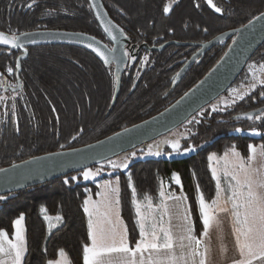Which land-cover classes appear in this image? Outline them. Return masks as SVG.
<instances>
[{"label":"trees","instance_id":"trees-1","mask_svg":"<svg viewBox=\"0 0 264 264\" xmlns=\"http://www.w3.org/2000/svg\"><path fill=\"white\" fill-rule=\"evenodd\" d=\"M30 2L0 0V31L17 35L35 30L85 32L113 46L89 0H37L29 9L26 5ZM103 3L123 29L124 36L149 46L170 40L206 42L244 25L264 11V0H214L223 9L221 13H216L207 0H103ZM170 3L172 10L164 12V7ZM233 38L234 35L228 36L207 49L188 67L176 86L174 80L178 72L199 46L173 43L162 50L143 47L135 61L129 59L126 63L116 100L115 63L107 64L94 51L74 44L30 46L28 56L22 60V87L12 91L5 86L17 85V57L22 51L0 46V73H3L0 80L5 81L0 84V96L5 97L0 103V169L37 155L100 140L160 112L211 70ZM253 62H264V43L229 88L249 79L248 68ZM7 67H14L15 71L8 73ZM262 91L264 85L245 95L243 100L238 99L216 111L206 106L185 122L190 131L181 139L182 147L201 146L190 155L135 159L126 170H113L105 161L91 166L100 168L102 178H119L120 213L131 245L140 239V229L128 185L129 174L145 216L152 209H158L163 189L172 193L183 191L189 202L195 234L200 236L203 226L199 193L209 202L216 195V180L208 156L211 153L222 156L235 146L247 157L248 145H264V135L232 132L237 126L264 128V117L255 119L264 113V96L259 94ZM247 112H255V115L251 119L239 117ZM74 136L76 139L72 138ZM174 172L180 174L182 186L172 182ZM73 174L0 195L7 197L0 200V228L12 233V221L21 213L25 215L28 252L24 264H46L49 259L59 258L61 248L70 264H83V245L90 243L89 217L84 211V202L98 195L99 185L90 181L76 182ZM144 194L152 198V208L146 207L149 201L144 199ZM42 207L47 209L46 213L41 212ZM45 215H60L63 219L49 222ZM49 223L53 225L51 229Z\"/></svg>","mask_w":264,"mask_h":264},{"label":"snow or ice","instance_id":"snow-or-ice-1","mask_svg":"<svg viewBox=\"0 0 264 264\" xmlns=\"http://www.w3.org/2000/svg\"><path fill=\"white\" fill-rule=\"evenodd\" d=\"M37 0H31L26 6L31 9ZM207 3L214 9L216 13H221L223 9L214 3V0H207ZM90 7H96L94 0ZM199 7V5H197ZM172 10V4L164 7V12ZM99 15V13H97ZM253 21H264V12L253 16L249 19L248 24L243 25L247 29L253 24ZM103 22V21H102ZM106 31L110 29L106 28ZM123 32V29H120ZM238 31V30H237ZM31 33H13L8 34L0 31V44L11 45L13 48H23L21 36L30 37ZM113 39L115 37L113 36ZM29 43H36L34 39L28 40ZM235 43V41H234ZM89 48H93V44H88ZM103 59L105 63H109V56L100 48L94 49ZM26 51V50H25ZM110 52L114 49H109ZM128 58L135 61L134 55L128 54ZM227 55V53L225 54ZM147 62L148 57H144ZM19 67V65H16ZM260 72L264 75V64L259 66ZM250 70L253 71L254 79L256 66L251 65ZM8 73L15 71L14 67H7ZM179 75V74H177ZM3 76V73H0ZM119 77H117V81ZM259 84L264 85V78L258 79ZM5 83L0 80V84ZM14 87H22V84H17ZM250 88H255L256 83L249 85ZM234 93L238 89H232ZM264 96V91L259 93ZM244 95H240L239 99L243 100ZM14 99V98H13ZM5 101V97L0 96V103ZM235 99L228 103L234 104ZM15 105H13V108ZM218 105L213 106L212 110H218ZM223 111L224 109L220 108ZM249 119L251 114L246 113ZM264 117V113L255 117L260 120ZM192 123V121H189ZM17 131L19 126L17 124ZM82 131V129H81ZM127 131V129L125 130ZM236 131H242L236 129ZM255 134L257 130L252 129ZM76 139V137H72ZM171 145V151L167 155L180 153L181 149L184 153L193 151L192 147H183L178 139L165 141ZM63 147V145H61ZM157 150L152 152L153 146H149V153L160 156L159 146H155ZM249 155L245 157L242 153L236 150L233 146L230 151H226L222 157H218L217 153H211L208 160L215 161L216 164L223 162L221 169L226 184L222 187L221 175L217 167H212V176L216 180V195L211 201H206L202 192L199 193V213L202 218L203 231L200 236L195 234L194 221L189 216L190 206L184 205L183 201L186 196H170L173 201L174 211H169V206L165 202L164 191L160 192L161 201L157 205L160 210L158 217L152 218V223L149 225V230H145V221L147 217L141 211V203L137 199V188L135 187L131 174L128 177V185L132 190V203L135 205L137 213V224L139 225L138 239L134 245H131L127 239V226L123 224L119 215L116 212V205L119 200L112 194L119 192V178L115 181H105L104 191L100 193L102 200L99 203H94L93 207H89L91 198L85 200L84 211L88 214V236L90 243L83 245L82 262L83 264H264V145H260L257 149L256 145H248ZM131 155L135 156V153ZM38 159V158H33ZM24 163H27L25 161ZM113 168H127V163L115 164L109 161ZM7 171L0 169V172ZM99 170L95 174L89 169L83 172V178L89 179L94 175H98ZM172 178L175 183L181 185L180 174L174 172ZM72 179H76L73 177ZM68 181L65 180V183ZM115 185V186H114ZM199 191V184H197ZM7 197L0 196V200ZM144 199L149 201L146 205L152 208L151 197L144 194ZM103 209V211H101ZM41 212L46 213L47 209L42 207ZM168 215L167 225L164 223V215ZM95 217V219H94ZM45 220L51 222L53 219L61 221L62 216L55 217L45 215ZM175 218V222H173ZM227 219L232 227L231 232L234 234V251L235 256L228 258L227 252L229 249L225 244V236L223 224ZM25 215L21 213L12 221L14 232L0 228V264H24L25 254L28 252L26 229L24 226ZM49 229L53 227L51 223ZM210 231L215 233V243L218 245L219 252L224 256L223 261H216L213 251L212 238ZM113 254H118L113 257ZM61 259H49L46 264H68L65 259L66 253L64 249L59 250Z\"/></svg>","mask_w":264,"mask_h":264},{"label":"water","instance_id":"water-1","mask_svg":"<svg viewBox=\"0 0 264 264\" xmlns=\"http://www.w3.org/2000/svg\"><path fill=\"white\" fill-rule=\"evenodd\" d=\"M89 1L91 4L93 3V0ZM94 3L96 7L93 10L96 18L104 33L113 43V47H110L102 39L85 32L67 30H35L26 32L32 35L30 37L21 36L20 42L23 43L24 47L19 48L22 53L17 57V64L19 65L16 70L17 84L22 82L20 78L22 60L28 56V48L30 46L50 43L74 44L86 47L96 54L98 53L94 49L98 47L109 56L110 62L107 64L115 63V73L119 77L114 93V100H116L120 93L124 68L128 62V55H126L124 46L127 40L122 37L121 27L110 16L103 0H94ZM246 24L248 22L244 25ZM106 28L110 29V31H106ZM233 35L234 38L226 52L211 70L169 106L100 140L79 147L37 155L1 168L7 171L0 172V195L17 192L91 167L118 154L140 147L187 122L202 108L226 92L242 73L249 60L264 43V21H253V24L247 29L242 25L238 28L227 30L206 42L195 43L171 40L160 46L144 45L149 50H162L173 43L200 46L178 72L179 75L174 80V86H176L188 67L200 55L226 37ZM113 36L115 39H113ZM31 39H34L36 43H29L28 40ZM89 43L93 44L94 47L89 48ZM0 46L13 48L11 45L0 44ZM109 49H114V51L110 52ZM226 53L227 55H225ZM5 87L12 91H17L21 88H15L14 90L13 86ZM247 113L251 114V116L255 115V112ZM245 114H240L239 117H248ZM126 129L127 131H125ZM25 161L27 163H24Z\"/></svg>","mask_w":264,"mask_h":264},{"label":"rangeland","instance_id":"rangeland-1","mask_svg":"<svg viewBox=\"0 0 264 264\" xmlns=\"http://www.w3.org/2000/svg\"><path fill=\"white\" fill-rule=\"evenodd\" d=\"M260 64H264V62H262ZM260 64H256L255 62L251 63L249 65V68H248V74H249L248 78L249 79L247 81L236 83L231 88H229L228 91L222 93L220 96H218L212 102H210L207 106H210L212 108H213V106H217V105L219 107L227 106V105L231 104V103H228L231 100L235 99V101H237L239 99L240 95H244L245 96V95L251 93L252 91H254L258 86L261 85V84H259L258 79L259 78H264V75H262L261 72H260V68H259ZM251 65H255L256 66L255 77L257 79H254L253 71L250 70V66ZM254 82L256 83V87L255 88H250L249 85H251ZM232 89H238V92L234 93L232 91ZM253 128H255L257 130V133H259V134L253 133L252 132ZM236 129H241L242 131H236ZM189 131H190L189 126L182 124L181 126H178V127L174 128V129L170 130L169 132L159 136L158 138H156V139H154V140H152L150 142L145 143L144 145H142L140 147H137V148L131 149L129 151L123 152L121 154H118V155L106 160L104 162V164H106V166L111 167L113 170H126L128 167L127 168H123V167L113 168L112 164H110L109 161H111V162H113L115 164L127 163L128 166H129L130 163L133 160H135V159H146L148 157H159V156L152 155V154L149 153V146L150 145L153 146L152 152H155L157 150V148L155 146L158 145L159 146V151L162 153L160 156L164 157V158H167V159L190 155V154L196 152L201 146H198V145L186 146V147H192L194 150L190 151V152H187V153H184L183 150L181 149L180 153H173L171 156H169V155H167V153L171 151V145L169 143H165V141H171L173 139H178L180 144H182L181 139L184 138L189 133ZM232 132H234V133H246V134H249V135H252V136H261V135H264V128H261V127H258V126H250V127L237 126L236 128H234L232 130ZM260 145H263V144L260 143V144L256 145L257 149H259ZM132 153H135L136 155L133 156V155H131ZM222 156H218V157H222ZM213 166L217 167L218 172L221 175V184H222V187H223L226 184V179L224 178L223 173L221 171V169L223 168V162H221L220 164H216L215 161H211V167H213ZM89 169L92 170L93 174H95L97 172V170H99V174L98 175H94L93 177H90L89 179L86 180V179L83 178V172H85V171H87ZM100 174H101L100 168L93 169L92 167H87V168H85L83 170L75 172L72 175V177H76V179H74L76 182H79V181L80 182L81 181L82 182H87V181L89 182L90 181V182H97L98 183V185H99L98 195L96 197H92V196L90 197L91 198V202L89 203V207L90 208L93 207L94 203H99L102 200V197H101L100 193L105 190L104 189V182L105 181H109V180H111V181H115L116 180V177H113V176H107L109 178H107V177L106 178H102V177H100ZM172 182L175 183V180L173 178H172ZM118 187H119V185H118ZM181 194H182L181 196H186V194L183 191H181ZM112 195L115 198L118 199V193H113ZM186 200H188L187 196H186V199L184 200V203H185V205H188ZM101 211H103V209H101ZM141 211L144 214H146L144 209L141 208ZM116 212L119 215L121 221L123 222L124 220L120 216V203L118 205H116ZM159 214H160V210L159 209H152L151 213H148V216H146L147 219L145 221L146 231L149 230V225L152 223V218L153 217H158ZM94 219H95V217H94Z\"/></svg>","mask_w":264,"mask_h":264},{"label":"crops","instance_id":"crops-1","mask_svg":"<svg viewBox=\"0 0 264 264\" xmlns=\"http://www.w3.org/2000/svg\"><path fill=\"white\" fill-rule=\"evenodd\" d=\"M163 191L165 193V197H164L165 202L169 206V211L172 212V211L175 210L173 208V201L171 199H169L168 197L173 196V195L174 196H181L182 194L181 193L168 192L165 189ZM118 200H119V192H118ZM186 201H187L188 206H189L188 200H186ZM183 204L185 205L184 201H183ZM198 206H199V203H198ZM188 214L191 217V219L193 220L192 215H191V210L189 211ZM120 216H121V213H120ZM164 221H165L164 222L165 225H167V222H168V215L167 214L164 215ZM173 222H175V218H173ZM123 224H125L124 221H123ZM24 226H25V222H24ZM231 227H232L231 223L227 219H225L224 224H223V230H224V236H225V244H226L227 248L229 249V251L226 254L228 258H231V257H233V256L236 255V253L234 251V234H232V232H231ZM145 230H146V227H145ZM12 232H14V228H13V231ZM25 235H26V233H25ZM210 237L212 238L213 251L215 253V259H216V261H218V262L219 261H223L225 258H224V256H222L220 254L218 245L215 243V233L212 232V231H210ZM127 239L129 240L128 230H127ZM117 255L118 254H113V257L115 258V257H117ZM58 259H61V257L59 256V258H57V260ZM65 259L68 261V264H70L69 263V260L67 258V255H66Z\"/></svg>","mask_w":264,"mask_h":264},{"label":"flooded vegetation","instance_id":"flooded-vegetation-1","mask_svg":"<svg viewBox=\"0 0 264 264\" xmlns=\"http://www.w3.org/2000/svg\"><path fill=\"white\" fill-rule=\"evenodd\" d=\"M122 37L127 40L124 44L125 46V50H126V53L128 54H131V55H134V56H138L139 52L142 50V48H146L144 45L146 43H143V44H137L133 41H130L126 36H124V34L122 33ZM171 41V40H170ZM168 42V41H167ZM166 43V42H165ZM113 44V43H112ZM149 46V45H148ZM160 46V45H159ZM197 46V45H196ZM113 47V46H112ZM200 48V46H199ZM148 49V48H146ZM149 50V49H148ZM129 60V58H128Z\"/></svg>","mask_w":264,"mask_h":264}]
</instances>
